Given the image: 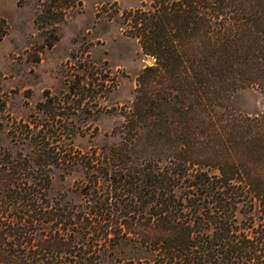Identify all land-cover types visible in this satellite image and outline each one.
Returning <instances> with one entry per match:
<instances>
[{"label":"trees","instance_id":"obj_1","mask_svg":"<svg viewBox=\"0 0 264 264\" xmlns=\"http://www.w3.org/2000/svg\"><path fill=\"white\" fill-rule=\"evenodd\" d=\"M124 21L155 58L138 76L130 140L100 163L64 152L42 123L12 127L0 264H264V114L231 103L244 87L264 92V0H142ZM145 133L157 140L149 159L135 146ZM81 162L100 176L76 206L53 171Z\"/></svg>","mask_w":264,"mask_h":264},{"label":"rangeland","instance_id":"obj_2","mask_svg":"<svg viewBox=\"0 0 264 264\" xmlns=\"http://www.w3.org/2000/svg\"><path fill=\"white\" fill-rule=\"evenodd\" d=\"M142 0H0V142L15 150L9 130L21 124L45 125L44 135L63 139L62 150L100 163L113 162L111 146L130 140L125 126L138 76L155 58L129 35L126 10ZM232 109L264 114V92L236 91ZM56 128L46 130L47 120ZM136 140L138 155L150 158L155 136ZM134 140V138H132ZM60 146V144H58ZM161 146H157L159 148ZM59 148L56 147V151ZM144 158L142 161H144ZM54 192L76 206L98 172L81 163L54 168ZM105 175L103 179H108ZM132 213L122 212V215ZM240 221L247 219L238 213ZM101 264H115L112 257Z\"/></svg>","mask_w":264,"mask_h":264}]
</instances>
